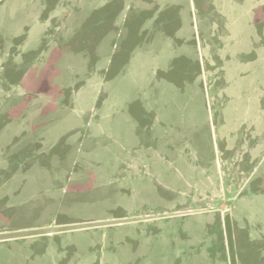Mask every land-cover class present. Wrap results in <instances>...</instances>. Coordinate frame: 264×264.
I'll use <instances>...</instances> for the list:
<instances>
[{
    "label": "rangeland",
    "instance_id": "obj_1",
    "mask_svg": "<svg viewBox=\"0 0 264 264\" xmlns=\"http://www.w3.org/2000/svg\"><path fill=\"white\" fill-rule=\"evenodd\" d=\"M0 264H264V0H0Z\"/></svg>",
    "mask_w": 264,
    "mask_h": 264
}]
</instances>
